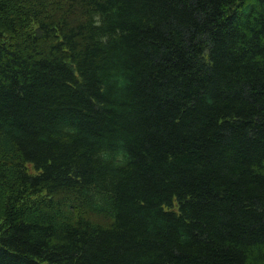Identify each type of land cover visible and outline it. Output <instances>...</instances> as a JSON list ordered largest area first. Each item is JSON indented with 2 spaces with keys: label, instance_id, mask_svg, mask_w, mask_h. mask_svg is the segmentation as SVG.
I'll use <instances>...</instances> for the list:
<instances>
[{
  "label": "trees",
  "instance_id": "1",
  "mask_svg": "<svg viewBox=\"0 0 264 264\" xmlns=\"http://www.w3.org/2000/svg\"><path fill=\"white\" fill-rule=\"evenodd\" d=\"M0 264H264V0H0Z\"/></svg>",
  "mask_w": 264,
  "mask_h": 264
},
{
  "label": "rangeland",
  "instance_id": "2",
  "mask_svg": "<svg viewBox=\"0 0 264 264\" xmlns=\"http://www.w3.org/2000/svg\"><path fill=\"white\" fill-rule=\"evenodd\" d=\"M30 171H31L32 173L35 172V171H34V168H33L32 166H30Z\"/></svg>",
  "mask_w": 264,
  "mask_h": 264
}]
</instances>
